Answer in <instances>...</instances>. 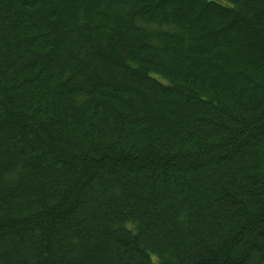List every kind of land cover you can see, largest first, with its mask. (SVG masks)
I'll use <instances>...</instances> for the list:
<instances>
[{
    "label": "trees",
    "instance_id": "1",
    "mask_svg": "<svg viewBox=\"0 0 264 264\" xmlns=\"http://www.w3.org/2000/svg\"><path fill=\"white\" fill-rule=\"evenodd\" d=\"M0 264H264V0H0Z\"/></svg>",
    "mask_w": 264,
    "mask_h": 264
}]
</instances>
